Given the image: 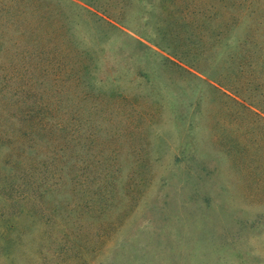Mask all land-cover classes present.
Listing matches in <instances>:
<instances>
[{"label":"rangeland","instance_id":"obj_1","mask_svg":"<svg viewBox=\"0 0 264 264\" xmlns=\"http://www.w3.org/2000/svg\"><path fill=\"white\" fill-rule=\"evenodd\" d=\"M0 264H264V0H0Z\"/></svg>","mask_w":264,"mask_h":264}]
</instances>
